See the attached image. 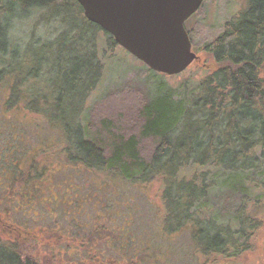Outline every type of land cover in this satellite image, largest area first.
Returning a JSON list of instances; mask_svg holds the SVG:
<instances>
[{"label":"rangeland","instance_id":"1","mask_svg":"<svg viewBox=\"0 0 264 264\" xmlns=\"http://www.w3.org/2000/svg\"><path fill=\"white\" fill-rule=\"evenodd\" d=\"M247 7V0H205L186 23L198 58L171 76L151 72L122 46L113 45L106 31L84 17L75 0L20 9L12 16L7 31L13 54L5 58L8 71L0 81V238L18 243L44 264H264L263 166L243 177L248 193L243 212L256 219L258 226L247 250L225 257L201 252L193 232L206 245L207 232L200 231L209 229V223L185 221L187 199L180 204L175 201L193 194L189 181L177 180L163 199L166 188L158 181L130 182L88 169L70 161L65 152L70 148L78 154L73 146L88 107L128 81L152 91L156 81H163L177 95L196 93L202 79L218 68L206 44ZM75 59L93 68L83 69ZM38 68L37 77L32 78ZM14 71L31 77L37 95L29 104L21 101L9 108L10 73ZM39 95L48 100L49 118L31 110L39 107V101L34 102ZM80 100L81 109L74 116ZM40 173L44 176L33 178ZM195 173V167L184 171L187 179ZM13 174L20 176L17 179ZM217 186L216 190L223 188ZM30 201L32 209L26 206ZM207 209L202 217L217 220L223 229L231 228V218L219 217L211 204ZM169 210L185 222L172 218L165 230Z\"/></svg>","mask_w":264,"mask_h":264},{"label":"trees","instance_id":"2","mask_svg":"<svg viewBox=\"0 0 264 264\" xmlns=\"http://www.w3.org/2000/svg\"><path fill=\"white\" fill-rule=\"evenodd\" d=\"M60 1L0 0V81L8 71L5 58L13 54L7 31L12 16L21 13L20 9L48 8ZM247 1V9L228 21L223 31L206 44L205 49L218 68L202 79L196 93L177 95L163 81L155 80V91L137 81H128L88 107L85 124L80 126L83 134L78 128V141L73 146L78 154L65 149L70 161L88 169L130 182H160L166 188L163 199H167L177 180L189 181L193 194L178 196L175 201L180 204L187 199L183 207L185 221L209 223V229L200 231L207 232L206 245L193 232L194 240L206 255L237 256L247 250L248 240L258 226L256 219H249L243 212L248 197L243 177L247 171L264 167V0ZM106 33L116 45L114 37ZM74 63L86 70L93 68L78 59ZM39 69L34 70L32 78L37 77ZM23 73H10L9 108L21 101L29 104L37 95L30 85L31 77ZM35 101H39V107L31 110L48 117V100L39 95ZM82 103L80 100L75 107L74 116ZM189 167H195L196 172L191 179L184 174ZM20 174L13 176L18 179ZM43 176L40 173L33 178ZM21 179L25 183L26 178ZM207 179L210 183H206ZM216 186L223 188L216 190ZM213 188L215 193L211 192ZM208 204L219 217L232 219L231 228L223 229L217 220L202 217ZM172 218L179 223L184 221L169 210L164 219L165 230ZM0 264L44 263L18 243L0 238Z\"/></svg>","mask_w":264,"mask_h":264},{"label":"water","instance_id":"3","mask_svg":"<svg viewBox=\"0 0 264 264\" xmlns=\"http://www.w3.org/2000/svg\"><path fill=\"white\" fill-rule=\"evenodd\" d=\"M77 1L89 21L156 72L176 75L198 58L185 24L205 0Z\"/></svg>","mask_w":264,"mask_h":264},{"label":"flooded vegetation","instance_id":"4","mask_svg":"<svg viewBox=\"0 0 264 264\" xmlns=\"http://www.w3.org/2000/svg\"><path fill=\"white\" fill-rule=\"evenodd\" d=\"M28 193L31 194V193H33V192L31 191V189H28ZM30 200H31V199H30ZM29 203H30L31 206H32V201L28 202L26 206H27L29 209H32V208H30V207L28 206ZM29 209H28V210H29Z\"/></svg>","mask_w":264,"mask_h":264}]
</instances>
